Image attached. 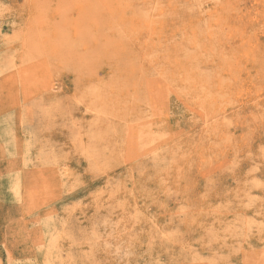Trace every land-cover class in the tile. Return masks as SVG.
<instances>
[{
    "label": "rangeland",
    "instance_id": "1",
    "mask_svg": "<svg viewBox=\"0 0 264 264\" xmlns=\"http://www.w3.org/2000/svg\"><path fill=\"white\" fill-rule=\"evenodd\" d=\"M0 264H264V0H0Z\"/></svg>",
    "mask_w": 264,
    "mask_h": 264
}]
</instances>
